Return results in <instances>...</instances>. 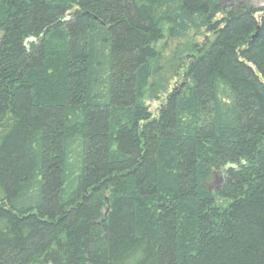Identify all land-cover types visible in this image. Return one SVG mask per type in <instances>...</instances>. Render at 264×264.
<instances>
[{
  "label": "trees",
  "instance_id": "16d2710c",
  "mask_svg": "<svg viewBox=\"0 0 264 264\" xmlns=\"http://www.w3.org/2000/svg\"><path fill=\"white\" fill-rule=\"evenodd\" d=\"M220 2L0 0V264H264V11Z\"/></svg>",
  "mask_w": 264,
  "mask_h": 264
},
{
  "label": "rangeland",
  "instance_id": "374dc122",
  "mask_svg": "<svg viewBox=\"0 0 264 264\" xmlns=\"http://www.w3.org/2000/svg\"><path fill=\"white\" fill-rule=\"evenodd\" d=\"M220 1L223 8L224 7L229 8L232 5H234V2L236 0H220ZM240 1L247 7H252L254 9H262L264 11V0H240ZM256 17L258 19L259 14ZM188 27L190 28L187 29V31L183 34L182 37L176 39H169L165 37L163 41L159 44V48H162L161 65H163V68L169 67L171 61H173L176 58L185 59L188 58L189 55H191V54L183 53L182 52L183 48L184 49H186L187 47L191 48V45L193 44H198V45L202 44L204 43L206 37L210 39L209 35H205L203 29H199L197 26H194V24H190ZM0 39H1V34H0ZM182 82L183 81L181 80V77L178 79H172L171 75L168 74V72L166 73V69H164L163 72H161V74L159 75V77H157L156 87L158 89L164 86L167 91L166 93H170L175 86L182 85L183 84ZM166 83H168V85L165 86ZM161 98L164 99L165 94L161 95ZM147 103L148 106L150 107V110L153 112L155 108H157L158 105L160 104V100L159 102L149 100L147 101ZM220 183H221V177L218 176L214 179L213 188L218 186Z\"/></svg>",
  "mask_w": 264,
  "mask_h": 264
}]
</instances>
